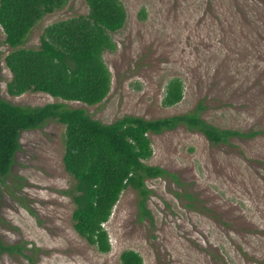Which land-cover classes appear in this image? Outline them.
I'll list each match as a JSON object with an SVG mask.
<instances>
[{"label":"rangeland","instance_id":"374dc122","mask_svg":"<svg viewBox=\"0 0 264 264\" xmlns=\"http://www.w3.org/2000/svg\"><path fill=\"white\" fill-rule=\"evenodd\" d=\"M121 1L127 20L111 34L117 48L103 55L111 90L96 105L69 106L110 123L127 114L193 112L202 101L199 115L210 124L262 133L220 144L185 124L150 134L147 162L178 181L147 180L152 217L141 215V196L127 187L104 224L111 250L101 252L74 228L75 205L65 193L74 184L63 163L65 126L51 120L23 131L0 192V238L22 249L0 254V264H121L126 249L138 251L144 264H264V0ZM88 12L86 0H68L32 28L24 46L38 47L53 22ZM4 40L1 29L0 97L21 105L56 101L43 92L8 93L11 49ZM175 77L184 82V97L165 106Z\"/></svg>","mask_w":264,"mask_h":264},{"label":"trees","instance_id":"16d2710c","mask_svg":"<svg viewBox=\"0 0 264 264\" xmlns=\"http://www.w3.org/2000/svg\"><path fill=\"white\" fill-rule=\"evenodd\" d=\"M67 2L0 0V30L11 49L6 57L12 72L8 93L43 92L56 99L43 105H21L0 97V192L21 147V133L41 128L51 120L63 124V163L74 180L65 193L75 205L74 228L89 244L109 252L110 236L104 224L121 193L127 187L137 190L141 215L152 217L147 206L152 190L147 180L171 176L178 181L177 174L147 162L153 155L150 134L185 124L213 144H220L231 137H252L262 132L210 124L199 115L198 110L206 107L202 101L193 112L151 119L127 114L110 123L94 119L84 108L69 106L72 101L96 105L109 94L112 74L103 55L117 48L111 34L125 25L127 10L121 0H86L87 14L53 22L44 29L38 47L24 46L32 28ZM141 14L146 17L144 9ZM183 97L184 82L175 77L168 82L162 103L170 107ZM21 249L20 244H5L0 238V254ZM120 259L121 264H144L142 255L134 249L124 250Z\"/></svg>","mask_w":264,"mask_h":264}]
</instances>
